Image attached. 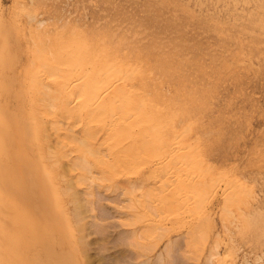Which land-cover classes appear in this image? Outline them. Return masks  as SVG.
I'll return each mask as SVG.
<instances>
[{"label": "rangeland", "instance_id": "rangeland-1", "mask_svg": "<svg viewBox=\"0 0 264 264\" xmlns=\"http://www.w3.org/2000/svg\"><path fill=\"white\" fill-rule=\"evenodd\" d=\"M82 33L108 43L117 67L145 68L119 72L148 93L137 99L152 107L146 123L188 145L193 206L159 195L162 143L147 148L152 162L144 145L121 165L89 155L102 129L87 137L79 111L55 99L68 59L36 71L37 51ZM0 132V264H169L174 250L187 254L177 264H264V0H0ZM215 174L240 187L224 194Z\"/></svg>", "mask_w": 264, "mask_h": 264}, {"label": "bare ground", "instance_id": "bare-ground-1", "mask_svg": "<svg viewBox=\"0 0 264 264\" xmlns=\"http://www.w3.org/2000/svg\"><path fill=\"white\" fill-rule=\"evenodd\" d=\"M244 8V7H243ZM81 32V31H80ZM73 33V32H72ZM71 33V34H72ZM124 33V32H123ZM84 35V33H82ZM81 34V35H82ZM86 35V36H85ZM85 38H83L82 40L76 39V38H68L65 40V42L63 43H57L55 47H53V49L48 48L46 46L45 49L37 51V55L40 59V64L37 66L38 68L36 69L38 75H40V77H42V79L44 78L43 75H46V72H51L52 70H59L60 63L55 62L54 59H59L60 55L65 56L68 60L67 62L69 63V66L67 68L64 69V73H63V81L61 82V85H59L60 91L59 93L56 94L55 99L57 98L56 101H58L59 105L62 108H73L76 109L77 111H79L80 116L83 119V126H84V131L87 135V137L90 138L93 128L95 127H100L102 129L101 132H103L102 137L103 141L100 143V145L98 146V151L95 150H89V155L92 157V159H99L101 160V152L106 153L105 154V158H107V162L108 164H111L112 161L115 162L116 164H123V163H131V159L136 155V151L138 149V147L141 145H144L146 147V151L145 153H147L148 159L151 156V162L152 160L155 158L154 154L151 153V150L149 149H155L157 150L158 148L156 147L159 143H162L161 146H158L160 149V153H158V155L156 156V160L154 161L153 165H154V172L153 174L156 175V178L158 180V184L157 187L159 189V195H162L161 197L163 199H165V203L167 201H169V197H174V199H176L179 204L185 208H189L192 205V202L196 200H194V196H192L191 194L186 195L184 194L185 189H186V185H187V181L186 177H192L193 176V171L195 170L194 167L191 166V162L190 158H188L187 154V150L186 147L188 146L186 144V146L181 144V141L179 139L178 140H171V142L169 141L172 137L166 138V134H169L168 131H172L174 128H171V130H168L166 133L164 132V130L161 127H157L156 125L158 124L154 119L150 120L149 125L146 123L145 118L147 117V115L150 113V111H152V107H150L149 104V99L147 97V92L146 94L144 93V91H136L135 89H133L131 86H128L126 80L127 76H131L134 77L135 75H139V73L143 72V70L145 69H141L139 67H137L136 65H128L125 63V67L122 66L119 61V65L117 67V59L116 57L110 56V51H112V47H110L108 45V43H106L105 41L102 42L101 44H99L98 46L94 45L95 40H93L92 38H90V36L88 37L87 33L85 34ZM83 36V37H84ZM94 36V35H93ZM77 37V36H76ZM95 38V36H94ZM97 39V38H96ZM47 40V39H46ZM99 40V39H97ZM100 41V40H99ZM257 41V40H256ZM61 42V41H60ZM44 44V43H43ZM96 44V43H95ZM41 46V45H40ZM120 46V45H119ZM36 52V51H35ZM138 52V51H137ZM107 53V54H105ZM118 52H116L117 54ZM36 54V53H35ZM105 54V55H104ZM122 54V53H121ZM138 54V53H137ZM33 56V55H32ZM129 56V55H128ZM134 56V55H133ZM137 56V55H136ZM135 56V57H136ZM127 57V56H125ZM131 58V57H130ZM134 58V57H133ZM64 59V58H63ZM62 59V60H63ZM110 59V60H108ZM105 60H108L109 62L106 64V62L104 63ZM132 60V59H131ZM66 62V64H68ZM139 62V60H138ZM141 62V61H140ZM55 65H57L58 67H56ZM33 66V65H32ZM65 66V65H64ZM124 67V68H123ZM125 69L127 76H125L124 71L122 73H120L119 71L121 69ZM62 71V70H60ZM59 71V72H60ZM146 71H148L146 69ZM145 71V72H146ZM153 71V70H152ZM55 73V72H54ZM129 73V74H128ZM144 73V72H143ZM150 73V80L151 79H155V74L153 75V73ZM52 74V73H51ZM50 74V75H51ZM142 74V73H141ZM146 74V73H145ZM56 75V73H55ZM142 76V75H141ZM146 77V75H143ZM32 77V76H31ZM60 77V76H58ZM144 77V78H145ZM56 78V77H55ZM139 78V77H138ZM42 79H41V85L42 84ZM46 79V78H45ZM50 79V78H49ZM140 79H142L140 77ZM147 79V78H146ZM58 80V79H57ZM135 80V79H134ZM139 80V79H137ZM149 80V79H148ZM131 81V79H130ZM146 81V80H145ZM153 81V80H152ZM45 82V81H44ZM141 82V80H140ZM148 82V81H147ZM154 82V81H153ZM132 83V82H131ZM139 83V81H138ZM146 83V82H144ZM149 83V82H148ZM40 85V84H39ZM138 87V86H137ZM136 87V88H137ZM142 87V86H139ZM56 88V87H55ZM143 88V87H142ZM33 89V88H32ZM146 89V88H145ZM143 89V90H145ZM4 90V88L2 89ZM49 90V89H48ZM46 91V92H50ZM146 91V90H145ZM54 92V91H53ZM65 95H62V94ZM145 94V96H144ZM53 95V94H52ZM62 95V97H61ZM48 96V95H47ZM51 97V96H50ZM145 97H147L148 104H145L143 99H146ZM139 98H143L141 101V103L139 105H137V103L139 102L137 99ZM44 99V98H43ZM48 99V98H47ZM50 101V98L48 99ZM47 100V101H48ZM152 100V99H151ZM37 101V100H36ZM153 102V101H152ZM51 103V102H49ZM55 103V102H54ZM154 104V103H151ZM50 105V104H48ZM47 105V106H48ZM156 105V103L154 104ZM153 105V106H154ZM158 105V104H157ZM51 109L55 112V107L57 106V104L54 106H52L51 103ZM159 107H161V105H159ZM48 108V107H46ZM57 108V107H56ZM155 108V107H154ZM162 108V107H161ZM160 108V109H161ZM31 109V107H30ZM33 109V108H32ZM40 109V108H37ZM58 109L60 110V108L58 107ZM156 109H158L156 107ZM51 110V112H52ZM69 110V109H68ZM154 110V109H153ZM162 110V109H161ZM32 111V110H31ZM34 112V111H33ZM41 112V111H40ZM56 113V112H55ZM54 113V114H55ZM70 114V112H69ZM158 114V113H157ZM160 114V112H159ZM32 115V113H31ZM43 115V114H42ZM40 115V116H42ZM76 115V114H75ZM152 115V114H150ZM162 115V114H161ZM33 116V115H32ZM72 116V115H70ZM69 116V117H70ZM156 116V115H155ZM162 116H165L164 114ZM161 116V118H162ZM59 117V116H58ZM42 118V117H40ZM165 118V117H164ZM163 118V119H164ZM38 119V118H37ZM152 119V118H151ZM33 120V119H32ZM39 120V119H38ZM95 120V121H94ZM162 120V119H161ZM37 121V120H36ZM166 121V120H165ZM164 121V122H165ZM35 123V122H34ZM96 123V125H95ZM6 124V123H5ZM37 124V123H36ZM82 124V123H81ZM161 124V122H160ZM170 124V123H169ZM42 125V124H41ZM60 127V126H59ZM74 127V125H73ZM169 127V126H168ZM167 127V129H168ZM94 128V129H95ZM71 129V128H70ZM81 129V128H80ZM166 129V130H167ZM27 130V129H26ZM34 130V129H33ZM67 131V130H66ZM71 131V130H70ZM37 132V131H36ZM1 133V132H0ZM84 133V132H83ZM179 133V132H178ZM73 134V133H72ZM177 134V133H176ZM180 134V133H179ZM6 135V134H5ZM34 135V134H33ZM75 135V134H73ZM71 135V136H73ZM94 136V135H93ZM178 136V135H177ZM187 136V135H185ZM74 137V136H73ZM78 137V136H77ZM75 137V138H77ZM180 137V136H178ZM184 137V136H183ZM74 138V139H75ZM80 138V137H79ZM85 138V137H84ZM83 138V139H84ZM165 138V139H164ZM186 138V137H185ZM78 139V138H77ZM175 139V138H174ZM8 140V139H7ZM89 140V139H87ZM91 140L93 141V138H91ZM187 140V139H186ZM199 140V139H197ZM196 140V141H197ZM85 144H87L89 146V144L87 143V141H85ZM83 142V143H84ZM90 142V140H89ZM183 142V141H182ZM198 142V141H197ZM201 142V141H200ZM78 143V142H77ZM94 143V142H93ZM92 143V144H93ZM184 143H186L184 141ZM91 144V143H90ZM95 144V143H94ZM79 145V144H78ZM82 145V144H81ZM86 145V146H87ZM85 146V145H84ZM87 146V147H88ZM94 146V145H92ZM91 146V147H92ZM190 146V145H189ZM3 147V146H2ZM81 147V146H80ZM151 147V148H150ZM196 147H200V145H197ZM79 148V147H78ZM144 148V147H142ZM149 148V149H147ZM85 149V147L83 148ZM140 149V148H139ZM183 149V150H182ZM82 150V149H81ZM142 149H140V152ZM101 151V152H100ZM23 152V151H22ZM144 152V151H143ZM142 152V153H143ZM70 153V152H69ZM81 153V151H80ZM84 153H88L87 151H83L82 154ZM139 153V152H138ZM141 153V154H142ZM156 153V152H155ZM190 154V153H189ZM85 155V154H84ZM83 155V157H84ZM26 156V155H25ZM82 155H80L81 157ZM88 156V155H87ZM89 156V157H90ZM139 156L140 153H139ZM85 158V157H84ZM24 159V158H23ZM79 159V158H77ZM76 159V160H77ZM112 159V161H111ZM134 159V158H133ZM146 159V158H145ZM196 159H198L197 161L199 162L201 159H199V157H196ZM86 160V159H85ZM98 160V161H99ZM141 160V159H140ZM1 161V160H0ZM79 161L81 162L82 159L80 158ZM78 161V162H79ZM136 161V159H135ZM139 161V160H138ZM87 162V160H86ZM85 162V163H86ZM103 162V161H102ZM101 162V163H102ZM137 162V161H136ZM134 162V163H136ZM144 162V161H143ZM147 162V161H146ZM201 162V161H200ZM76 167H77V161L75 162ZM84 163V162H83ZM114 163V164H115ZM139 163V162H138ZM142 163V161H141ZM150 163V161H149ZM79 163L78 166H80ZM197 164V163H196ZM144 165V164H143ZM202 165V164H201ZM1 166V165H0ZM74 166V165H73ZM82 166V165H81ZM111 166V165H110ZM110 166H106L107 168ZM113 166V165H112ZM116 166V165H115ZM200 166V165H199ZM3 167V166H2ZM89 168V166H88ZM105 168V167H103ZM112 168V167H110ZM114 168V166H113ZM112 168V169H113ZM198 168V166H197ZM3 169V168H2ZM81 169V168H80ZM84 169V168H83ZM115 169L118 168H114ZM199 169V168H198ZM26 170V168H25ZM109 170V169H108ZM200 170V169H199ZM206 170V169H205ZM1 171V170H0ZM91 171V170H89ZM203 171V170H202ZM3 174H5L6 172H4L3 170L1 171ZM181 172H183V174L181 175ZM198 172V171H197ZM201 172V171H200ZM14 172H11V175L7 174L6 179L8 180V182L15 180ZM90 173V172H89ZM87 174V173H86ZM195 174V173H194ZM198 174V173H197ZM213 174V173H212ZM219 174V173H218ZM221 174V173H220ZM204 175V174H203ZM30 176V175H29ZM154 176V175H153ZM185 176V177H184ZM196 176V175H195ZM202 176V175H201ZM216 176V174H215ZM4 177V176H3ZM217 178H219V183H224L223 185V193H229V194H233L236 192V190H238V188L240 187V184L238 185H234L236 183H234L233 181V185H231L232 180L230 179H222L220 176H216ZM27 178V177H26ZM79 178V177H78ZM92 178V177H90ZM221 178V180H220ZM225 178V177H223ZM94 179V178H93ZM150 179V178H149ZM191 179V178H190ZM194 179V178H193ZM206 179V178H204ZM208 179V178H207ZM215 179V178H214ZM212 179V181L214 180ZM1 180V178H0ZM91 180V179H90ZM196 180V179H195ZM194 181V180H193ZM211 181V180H210ZM237 181V180H236ZM235 181V182H236ZM9 182V183H10ZM86 182V181H85ZM91 182V181H90ZM139 182V181H138ZM217 182V181H215ZM201 183V182H200ZM206 183V182H203ZM33 184V183H32ZM132 184V183H131ZM193 184V183H192ZM205 185V184H204ZM217 185V184H216ZM13 186H17L16 184ZM141 186V185H140ZM210 186V185H209ZM208 186V187H209ZM215 186V185H213ZM212 186V189H213ZM221 184L218 186L220 187ZM138 187V186H137ZM192 187V186H191ZM203 187L207 186H203L202 183L201 184H197L196 187V191L199 192L200 190H202ZM211 187V186H210ZM209 187V188H210ZM142 188V187H141ZM193 188V189H194ZM124 189V188H123ZM192 189V188H191ZM205 189V190H206ZM217 189V187H216ZM20 190V189H19ZM138 190V188H136L134 191ZM170 190V191H169ZM240 190V189H239ZM144 191V190H143ZM1 192V191H0ZM19 192V191H18ZM54 192V191H53ZM133 192V191H132ZM141 192V191H140ZM145 192V191H144ZM187 192V191H186ZM189 192H191V190H189ZM193 192V190H192ZM203 192V191H202ZM221 192V191H220ZM2 193V192H1ZM0 193V194H1ZM137 193V192H136ZM143 193V192H142ZM153 192H151L150 194H152ZM131 194V193H130ZM172 194V196H171ZM145 195V194H144ZM157 195V194H156ZM196 195V194H195ZM143 196V195H142ZM146 196V195H145ZM149 197V196H147ZM160 196H158L159 198ZM201 197V195H200ZM157 198V199H158ZM199 198V197H198ZM232 197H229L228 199H230ZM9 199V198H8ZM225 199V198H224ZM16 200V198H15ZM175 200V201H176ZM232 200V199H230ZM234 200V199H233ZM163 201V200H162ZM174 201V200H173ZM227 201V200H226ZM14 202V201H13ZM196 204V202H194ZM193 203V204H194ZM235 203V201H234ZM170 204V203H169ZM175 204V203H174ZM194 204V205H195ZM201 204V203H200ZM233 204V203H232ZM153 206V205H152ZM151 206V207H152ZM193 206V205H192ZM5 207V206H4ZM150 207V205H149ZM160 207V204H159ZM158 206H156L154 209L156 212H158V210L160 209ZM199 207V206H198ZM147 208V207H145ZM150 209V208H149ZM148 209V211H149ZM196 209V208H195ZM194 209V210H195ZM227 209V208H225ZM4 210V209H3ZM13 210V209H12ZM152 210V208L150 209ZM192 210V209H190ZM223 210V209H222ZM10 211V210H9ZM8 211V212H9ZM15 211V210H14ZM143 211V210H142ZM155 211L152 213L154 214ZM227 211V210H226ZM199 214L204 215V212L202 211V209H200ZM10 213V212H9ZM147 214V213H146ZM155 215V214H154ZM13 219V216H11ZM17 217V216H16ZM2 219V218H1ZM15 219V218H14ZM246 221V220H245ZM8 222V221H7ZM10 223V222H9ZM12 223V222H11ZM202 224V222H201ZM247 225L250 224V222L246 223ZM4 225V224H3ZM19 225V224H18ZM11 226V225H10ZM251 226V225H250ZM2 227V224H1ZM8 227V226H7ZM15 227V226H14ZM17 227V226H16ZM4 228V227H3ZM23 229V228H22ZM19 230V229H18ZM24 230V229H23ZM22 230V231H23ZM162 230V229H161ZM13 231V230H11ZM21 231V230H20ZM166 231V230H165ZM6 232V231H5ZM150 232V231H149ZM167 232V231H166ZM18 233V232H17ZM164 233V232H163ZM1 234V233H0ZM21 234V233H20ZM23 234V233H22ZM21 234V235H22ZM148 234V233H147ZM150 234V233H149ZM8 235V234H7ZM141 235V234H140ZM163 235V234H162ZM162 235H160L162 237ZM19 236V235H18ZM3 237V236H2ZM134 237V235L132 236ZM135 238V237H134ZM143 238V237H142ZM141 238V239H142ZM147 238V237H146ZM4 239V237L2 238ZM133 239V238H132ZM5 240V239H4ZM7 240V239H6ZM134 240V239H133ZM34 241V240H33ZM7 243V242H6ZM191 243V242H190ZM3 244V243H2ZM33 244V242H32ZM218 244V243H217ZM5 245V244H4ZM7 245V244H6ZM2 246V245H0ZM167 246V245H166ZM3 248V246H2ZM32 248V247H31ZM170 248V247H169ZM4 249V248H3ZM6 249V248H5ZM16 250V249H15ZM31 250V249H30ZM2 252V251H1ZM167 254V253H166ZM186 254V253H185ZM185 254H183L180 250L176 251L174 250V255L171 256L172 257V261L169 262V264L171 262H176L174 264H177V261L179 259L181 260H185L182 259L185 256ZM3 255V254H2ZM169 255V254H168ZM187 255V254H186ZM11 256V255H9ZM167 256V255H166ZM212 256V255H211ZM1 257V256H0ZM4 257V256H3ZM16 257V256H14ZM169 257V256H167ZM187 258V257H186ZM3 259V258H2ZM12 259V258H11ZM14 259V258H13ZM163 259V258H162ZM171 259V258H170ZM177 259V260H176ZM23 260V259H22ZM176 260V261H175ZM16 261V260H14ZM19 261V260H17ZM38 261V260H37ZM12 262V260H11ZM35 262V261H34ZM157 262V261H156ZM167 262V261H165ZM182 262V261H181ZM185 262V261H183ZM4 263V262H3ZM14 263V262H13ZM36 263V262H35ZM49 263V262H48ZM55 263V262H54ZM59 263V262H58ZM119 263V262H118ZM18 264V263H17ZM21 264V262L19 263ZM38 264V263H37ZM172 264V263H171Z\"/></svg>", "mask_w": 264, "mask_h": 264}]
</instances>
